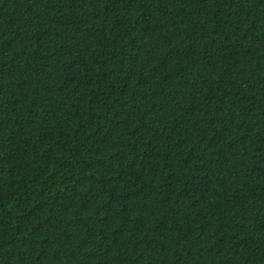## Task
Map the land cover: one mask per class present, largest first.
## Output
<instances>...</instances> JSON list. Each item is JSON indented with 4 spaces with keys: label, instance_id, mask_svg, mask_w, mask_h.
Returning <instances> with one entry per match:
<instances>
[{
    "label": "trees",
    "instance_id": "1",
    "mask_svg": "<svg viewBox=\"0 0 264 264\" xmlns=\"http://www.w3.org/2000/svg\"><path fill=\"white\" fill-rule=\"evenodd\" d=\"M0 264H264V0H0Z\"/></svg>",
    "mask_w": 264,
    "mask_h": 264
}]
</instances>
